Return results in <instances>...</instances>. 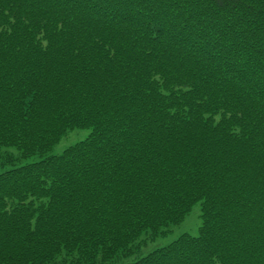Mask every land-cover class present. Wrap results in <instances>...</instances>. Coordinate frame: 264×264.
<instances>
[{"label":"trees","instance_id":"16d2710c","mask_svg":"<svg viewBox=\"0 0 264 264\" xmlns=\"http://www.w3.org/2000/svg\"><path fill=\"white\" fill-rule=\"evenodd\" d=\"M0 264H264V0H0Z\"/></svg>","mask_w":264,"mask_h":264},{"label":"rangeland","instance_id":"374dc122","mask_svg":"<svg viewBox=\"0 0 264 264\" xmlns=\"http://www.w3.org/2000/svg\"><path fill=\"white\" fill-rule=\"evenodd\" d=\"M87 133L86 130H80V129H75L71 132H69V134L64 137L53 149L51 152H60L63 148H65L66 146L76 142L77 140H79L80 138H83L84 135ZM39 156L37 155H32L29 156L28 158H26L24 160V162H30V161H34L37 160ZM200 203H195L190 212L188 214H186V216L184 217V219L178 223L173 225L168 233L164 236H158L156 237L154 240H150L147 239V241L141 245L140 249L138 250V252L136 251L133 256L129 257V258H123L122 259V263L126 262V261H132L133 259H135L136 257L143 255L145 253H147L148 251L166 245L170 242H172L174 239H176L177 237H179L182 234H196L198 233L199 230V226L201 223L200 220Z\"/></svg>","mask_w":264,"mask_h":264}]
</instances>
